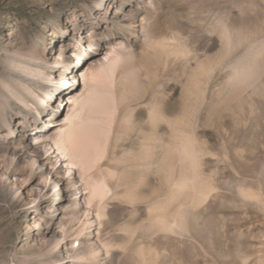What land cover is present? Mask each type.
Wrapping results in <instances>:
<instances>
[{"label":"rangeland","instance_id":"obj_1","mask_svg":"<svg viewBox=\"0 0 264 264\" xmlns=\"http://www.w3.org/2000/svg\"><path fill=\"white\" fill-rule=\"evenodd\" d=\"M224 20L230 42L221 36ZM263 31L264 0H0V264H74L72 251L90 241L75 235L85 204L94 221L87 235L94 241L99 229L104 247L98 260L83 264H264V52L254 62V85L229 87L222 64L251 54ZM121 43L147 63L153 47L160 51L163 108L181 128L192 122L189 100L206 92L211 103L200 111L195 139L206 151L199 161L203 177L216 190L198 209L191 235L151 230V208L170 205L176 177L136 169L116 185L118 169L105 164L115 159L101 154L91 156L82 189L76 172L66 177L52 154L34 149V137L52 136L64 115L78 64L95 67ZM178 45L189 50L167 60ZM177 62L189 71L176 68L172 77ZM214 62L210 82L204 76L194 88L198 68ZM159 129L165 148L173 132L167 122ZM186 181L185 191L189 174ZM104 183L116 185L114 192ZM244 192L260 200L245 199Z\"/></svg>","mask_w":264,"mask_h":264},{"label":"bare ground","instance_id":"obj_2","mask_svg":"<svg viewBox=\"0 0 264 264\" xmlns=\"http://www.w3.org/2000/svg\"><path fill=\"white\" fill-rule=\"evenodd\" d=\"M220 27L223 42L229 41L233 35H231L232 32L227 21L221 22ZM262 33L251 54H242L222 63L228 69L229 87L247 82L249 85H254L257 82L259 76L253 72V67L256 65L254 62L262 56L259 50L264 52V31ZM227 47L231 50L232 45ZM188 50L185 45H178L176 49L171 48L168 53L166 52L167 60L177 53ZM153 53L155 58L153 61L149 59V63H147V59L145 61L144 58H138L134 46L121 43L118 46H113L109 52L100 55L96 60L95 67L87 66L85 62L79 63L75 79L69 84L71 92L68 102L64 104V115L54 122L53 126L56 127V130L52 136L39 134L34 137V149L44 154H52L55 164L60 163L64 167L66 177H71L73 172H76L80 181L78 187L82 189L87 183L86 177H89L87 174L90 169L91 156L98 157L101 154L111 153V158L115 159V161H107L105 164L118 169L116 185L129 180L126 176L127 173L136 169L142 172L154 169L157 172H165L168 177H176L179 180V186L173 194L174 198L171 199L170 205H152L151 230L176 233L177 236L178 234L181 236L191 235L190 224L196 221L199 214L198 209L216 190V186L212 182L208 183L203 177L199 161L206 151L202 144L195 139V130L201 121L200 111L211 103L207 99L206 92L201 97L189 100L187 113L188 119H192V122L189 120L190 126L181 128L180 120L174 116H168L163 108L161 99L163 92L158 88L160 82H157V76L160 73L159 63L162 58H160L161 53L156 47H153ZM117 59L120 61L119 69L116 72ZM217 63L214 62L209 67L198 68V72L194 75L195 81L199 82L198 85H195L196 83L194 84L195 81H193L194 88L195 86L202 87L201 78L204 76H207V81L210 82ZM180 67H183L182 63L177 62V65H173L169 70L168 75L172 76L175 69L178 70ZM184 71L188 72V67ZM47 81L52 82L51 79H47ZM61 82L67 83L65 79ZM160 87L162 88V84ZM206 88L207 86L204 87V91L207 90ZM161 122H167L173 132L170 142L165 148L162 145L163 139L159 129ZM184 130L187 138L178 143L176 138L179 132H184ZM127 140L132 141V144L125 146L124 142ZM116 150L120 153L116 154ZM175 155L177 159L174 158ZM185 160L189 162V165H186ZM188 174L191 181L187 192L184 189L189 182L186 181ZM116 185L110 187L104 183V187L106 186L110 192H114ZM184 192L188 195L187 200L180 202V194H184ZM254 194L244 192L243 195L245 199L247 196L249 200L251 198L260 200L259 195ZM85 205L75 235L90 241L86 248H77L72 251L74 264L92 263L94 260H98L102 254L101 248L104 247L99 229L95 231L96 240L91 241L87 235L93 232L94 221L89 216L92 213L91 208L88 204ZM240 257L246 261L249 255L241 253Z\"/></svg>","mask_w":264,"mask_h":264}]
</instances>
